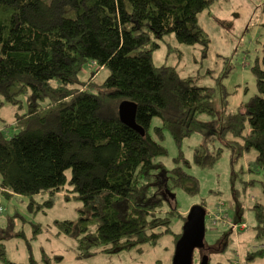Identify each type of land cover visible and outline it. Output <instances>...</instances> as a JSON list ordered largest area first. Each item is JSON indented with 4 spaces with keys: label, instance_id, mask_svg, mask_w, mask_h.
Returning <instances> with one entry per match:
<instances>
[{
    "label": "trees",
    "instance_id": "trees-1",
    "mask_svg": "<svg viewBox=\"0 0 264 264\" xmlns=\"http://www.w3.org/2000/svg\"><path fill=\"white\" fill-rule=\"evenodd\" d=\"M211 3L0 0V106L17 108L13 130L0 129V189L31 199L47 193L41 202L31 200L39 209L51 206L52 196L62 190L66 200L82 202L88 215L80 208L78 220L54 222L58 234L76 238L79 254H91L102 245L106 247L100 251L112 253L155 244L170 233L175 243L179 238L182 228L173 232L171 217L179 216L183 225L186 215L177 204L162 209V175L155 173L166 174L168 189L185 186L195 193L198 181L179 165L181 160L188 164L182 152L173 168L165 167L158 159L167 154L161 143L169 132L180 147L199 114L217 113L211 96L217 88L225 91L226 72L215 86H201L198 75L183 77L176 66L156 65L152 55L158 40L169 34L179 43L198 44L205 53L210 40L199 15ZM87 62L106 68V77L80 80L78 73ZM263 66L264 41L262 56L252 67L257 92L218 118L216 128L232 149V161L255 152L247 167L261 175L257 180L264 194ZM124 99L136 103L135 121L144 128L143 135L120 120L118 106ZM227 134L233 139H226ZM215 153L199 144L193 149L194 163L208 167L221 149ZM252 209L254 230L262 239L264 206L256 202ZM0 264H16L6 257L1 241Z\"/></svg>",
    "mask_w": 264,
    "mask_h": 264
},
{
    "label": "rangeland",
    "instance_id": "rangeland-1",
    "mask_svg": "<svg viewBox=\"0 0 264 264\" xmlns=\"http://www.w3.org/2000/svg\"><path fill=\"white\" fill-rule=\"evenodd\" d=\"M209 10L210 14L199 15V22L210 40L205 53L198 44L179 43L173 34H169L158 40L159 47L152 55L156 65L176 66L183 77L198 75L197 83L201 86H215L217 77L226 72L222 77L225 91L217 88L211 96L218 114H199L191 126L192 133L182 140L180 147L169 132L165 133L161 144L167 154L158 159L170 169L182 152L188 164L181 160L179 165H184L185 172L197 179L198 190L190 193L185 186L168 189L164 184L166 174L156 171L158 177L162 175V179L158 178L160 190L165 195L162 209L166 211L170 204H177L178 212L186 215L191 207L204 206L206 249L194 251L193 264H198L205 254L210 256V264H264V238L256 235V216L252 209L256 202L264 206V194L257 180L261 175L251 173L247 167V161L255 152L232 161V149L219 137L220 128H216L218 118L235 110L240 102L257 92L252 67L262 56L264 0H213ZM107 73L106 68L87 62L78 78L101 81ZM25 108L24 102L22 111ZM16 109L11 104L0 106V128L13 130ZM158 122L154 119L153 123ZM226 139L233 137L227 134ZM203 143L209 154H216L215 151L221 149L216 161L208 167H200L193 160L194 147ZM185 185L194 186L190 182ZM64 192L67 193L62 190L52 196L51 206L39 209L38 204H30L31 200L41 202L47 198V193L31 199L27 195H7L0 189V241L9 260L16 264L172 263L175 240L171 233L161 236L155 244L147 243L112 253L100 251L106 247L102 245L93 248L91 254H79L76 238L72 234H58L54 222L78 220L80 208L85 210V215L89 210L83 208L79 200L63 198ZM182 222L179 216L173 215L172 231L178 233ZM256 252L261 254L256 256Z\"/></svg>",
    "mask_w": 264,
    "mask_h": 264
},
{
    "label": "water",
    "instance_id": "water-1",
    "mask_svg": "<svg viewBox=\"0 0 264 264\" xmlns=\"http://www.w3.org/2000/svg\"><path fill=\"white\" fill-rule=\"evenodd\" d=\"M136 109L135 102L122 100L118 106L119 118L124 124L143 135L144 128L135 121ZM205 216L206 210L201 205H195L189 209L181 234L175 243L171 264H193L194 250L205 246ZM208 260V256L203 255L198 264H208Z\"/></svg>",
    "mask_w": 264,
    "mask_h": 264
},
{
    "label": "crops",
    "instance_id": "crops-1",
    "mask_svg": "<svg viewBox=\"0 0 264 264\" xmlns=\"http://www.w3.org/2000/svg\"><path fill=\"white\" fill-rule=\"evenodd\" d=\"M204 12H207V14H210V10L208 9V10H206V11H204ZM204 12H202V13H204ZM0 129H3V127H1ZM6 129V128H5Z\"/></svg>",
    "mask_w": 264,
    "mask_h": 264
},
{
    "label": "built area",
    "instance_id": "built-area-1",
    "mask_svg": "<svg viewBox=\"0 0 264 264\" xmlns=\"http://www.w3.org/2000/svg\"><path fill=\"white\" fill-rule=\"evenodd\" d=\"M0 210H1V207H0ZM244 226V224H242Z\"/></svg>",
    "mask_w": 264,
    "mask_h": 264
}]
</instances>
